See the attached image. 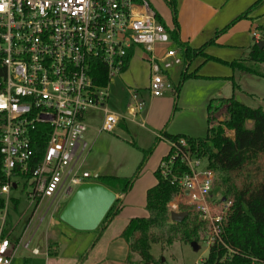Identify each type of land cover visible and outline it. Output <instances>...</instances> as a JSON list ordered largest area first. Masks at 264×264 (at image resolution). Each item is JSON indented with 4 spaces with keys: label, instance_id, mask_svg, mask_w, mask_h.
I'll list each match as a JSON object with an SVG mask.
<instances>
[{
    "label": "built area",
    "instance_id": "built-area-1",
    "mask_svg": "<svg viewBox=\"0 0 264 264\" xmlns=\"http://www.w3.org/2000/svg\"><path fill=\"white\" fill-rule=\"evenodd\" d=\"M253 37L260 39L257 33ZM136 49L149 65L151 96L172 89L169 71L183 60L147 0H0V156L6 179L0 186L5 200L0 264H11L16 249L1 234L19 181L30 185L26 197L31 203H52L60 193L71 196L74 187L95 182L83 168L91 149L84 139L86 114L102 112L98 132L115 131L121 117L107 106L110 80L122 73ZM103 73L107 82L101 85ZM135 93L131 90L127 104L131 116L142 109ZM170 143L174 154L158 166L179 187L169 211L192 210L203 224L199 239L208 249L223 243L221 226L231 201L214 189L215 172L192 157L185 138ZM175 158L188 166V173L170 171ZM30 251L38 253L37 248Z\"/></svg>",
    "mask_w": 264,
    "mask_h": 264
},
{
    "label": "trees",
    "instance_id": "trees-1",
    "mask_svg": "<svg viewBox=\"0 0 264 264\" xmlns=\"http://www.w3.org/2000/svg\"><path fill=\"white\" fill-rule=\"evenodd\" d=\"M264 0H256L250 7L241 12L223 28L215 33V38L206 42L199 48H190L182 44L178 35L176 0H166L171 8L173 28L169 29L164 24L160 15L156 13L158 22L164 25L175 47L179 48L184 68L181 72L178 84L174 88V99L182 84L191 78H198L195 71L188 72V63L197 56L204 54L205 47L213 43L222 33L226 32L236 22L249 18L251 10ZM264 40V29H262ZM207 59L222 62L230 66L232 71H238L264 78V46L258 47L254 41L245 57L223 61L213 56L205 55ZM128 60L122 73L127 69ZM232 87H237L232 77H229ZM107 82L106 74H102L98 84ZM227 103L226 117L212 124L210 112L211 100L207 105V129L204 137H191L184 134H168L164 129L159 132L151 145L146 149L139 148L136 143L130 144L141 152V159L129 177L116 175H97L95 182H99L107 188L121 194L115 198L113 204L105 214L99 226L95 229L94 243L102 233V230L119 213L122 207L123 197L130 191L134 182L138 179L145 162L158 144L160 138L170 142H177L179 138H185L193 158H198L208 168L219 176L218 187L216 182L214 189L219 188L221 195L231 201L230 212L221 226V239L223 243L215 244L208 249L206 258L200 264H264V175L252 174L257 170L256 162L264 156V110L260 107H249L235 99L233 96L222 99ZM175 110V108H174ZM226 130L233 132V137L226 134ZM44 146V142L40 147ZM175 152L171 147L162 160H168ZM2 159L0 156V186L6 183L2 172ZM170 171L176 175L189 172L188 166L178 158L169 165ZM156 184L146 191V217H134L121 232V237L127 243V264H163L162 258L155 259L151 254L154 244H166L170 246L175 241L190 244L199 242V232L203 226L196 215L187 212V216L181 222H173L169 217L167 204L179 192L177 183L171 182V175L163 176L160 169L154 172ZM246 175V176H244ZM218 191V190H216ZM13 211L17 212L20 204L18 197L10 195ZM38 204V202L36 203ZM5 206V200L0 195V211ZM6 213L1 237H9L13 230V220ZM20 237L15 239L18 242ZM91 243V244H92ZM55 246V248H54ZM58 243L47 240V253L57 255ZM229 249L233 253L229 254ZM23 264H29L24 259Z\"/></svg>",
    "mask_w": 264,
    "mask_h": 264
},
{
    "label": "crops",
    "instance_id": "crops-1",
    "mask_svg": "<svg viewBox=\"0 0 264 264\" xmlns=\"http://www.w3.org/2000/svg\"><path fill=\"white\" fill-rule=\"evenodd\" d=\"M226 6L227 3L224 0H178L177 20L180 42L190 48H198L199 46H202L203 43L213 36L215 30L219 29L220 26L228 20V18L233 16L238 11L236 7H231L228 10H225ZM161 19L164 21V24L168 26L166 23L168 21H165L166 19H164V17H161ZM259 26H262V29H264L263 24H260ZM168 27L169 29L173 28V26ZM262 32L263 31L258 34L260 37L259 40H261V35L263 34ZM224 37L225 36L221 37L218 42H225ZM245 40V45H242L239 40L232 42V45L240 48L241 51H244L243 55L246 56L249 52L250 46L254 41L257 42V40L253 36L249 40L247 35H245ZM211 49L213 48H210V46L206 48L212 56L219 57L223 60H230L233 58V56L229 55H227L229 57L219 56L220 53L211 51ZM139 53L141 54V58L138 56ZM198 64L199 63L196 62V59H193L190 63H188V72L195 69L199 77L188 79L182 85L177 97V99H179L178 104L180 107L176 106L174 111L178 108L200 110L203 112L206 120V107L208 103L211 100L215 101L218 99L229 98L231 96L236 98V96L240 93V85H238L235 81V71H232L230 68H222L220 71H210L202 68L198 71ZM183 68L184 64L182 63L181 65L172 67L169 71L168 77L171 82L172 89H167L161 96H151L148 90L150 75L149 65L144 60V52L141 49H136L128 62L127 69L123 73L127 77L131 86L134 88H130V96H132L131 90H135L136 93L134 97L142 103V109L134 116L128 114L127 105L125 110L112 111L121 117L114 132L117 131L120 134H125L124 132L128 133L132 139L131 142L136 143V145L142 149H146L150 146L154 138L159 137V132L163 129L168 134H184L191 137H204L205 135H194L191 131H185V129L175 126L174 118L176 119L178 117L180 111H178L173 118L170 117V110L175 95L174 88L178 84ZM229 77H232L233 81L237 84V87H232L231 80L227 79ZM225 81L229 82L230 85L226 86ZM226 87H229L230 91L227 93L228 96H223ZM186 90L190 93V105L182 104V95ZM108 101L109 98L107 100V106ZM94 111L100 112L98 110H90L88 113L92 116ZM88 113L86 116V122L88 124L86 138L91 145V149L86 158L93 153V159L90 158L89 163H87L86 160L85 164L87 163V165L89 164V166L93 168V174L95 176L117 174L115 171H111L113 169L105 166V161L103 159V156H106L107 154L103 155V152L104 150L107 151L111 142H107L106 144L108 138H101L98 136L99 126H97L96 121L94 123L92 119H90V121L87 120ZM100 113L102 114V112ZM129 124H134L135 127H130ZM133 149L139 153L138 156L135 157V161H133V164H137L141 159V152L134 147ZM170 149V141L161 137L148 158V161L151 159L152 161L148 165L147 170L144 171L143 167V170L141 171L138 179L134 182L130 191L123 197V203L119 213L102 230L99 238L94 243H92V241L96 236L95 230L78 231L71 228L64 222L62 223V221L58 226V229H51V225H55V223H57L51 220L50 226L47 228L48 232L46 237L55 239L60 243V246L63 244V248L61 249L59 246L57 255H49L47 253L46 243V248L42 253L38 251L37 254H33L31 251L23 247V243L27 241H21L24 235V233H22L19 241L14 242L16 243L15 246L17 248V244L22 243L21 247L26 251H29L31 255L23 256L21 264H23L24 259H28L29 264H127L126 258L128 254V246L124 239L120 236L121 232L128 223L129 219L134 217H146L148 215L145 208L146 191L156 184L157 180L154 172L158 168L162 158L167 155ZM115 165L116 167L118 166V160H116ZM113 192L115 193L116 198L121 197L120 193L115 191ZM178 211L180 210H176L174 212ZM29 239L31 238H28V242L30 241ZM84 242L90 243L88 248H85L79 257L77 252L73 254L74 251L66 253L67 248L70 249L72 247V249H78V247L81 244L83 245ZM12 261L13 257L11 264L13 263Z\"/></svg>",
    "mask_w": 264,
    "mask_h": 264
},
{
    "label": "rangeland",
    "instance_id": "rangeland-1",
    "mask_svg": "<svg viewBox=\"0 0 264 264\" xmlns=\"http://www.w3.org/2000/svg\"><path fill=\"white\" fill-rule=\"evenodd\" d=\"M147 1L150 4V6L155 10L156 13H158L162 18L164 17V19H166L165 21H168L166 22L168 26L170 27L173 26L171 8L167 5L166 0H147ZM177 1L178 0H176V9H177ZM224 1H226L227 3L225 10H228L231 7H236L238 11L233 16L228 18V20H226L220 26L219 29L223 28L233 18H235L241 12H243L248 7H250L256 0H224ZM260 24L264 25V1L251 10L249 14V18L242 19L236 22L234 25H232L230 29L220 34L213 43H209L205 47L204 54H201L195 58L196 62L199 63L198 71L199 69L202 68L208 69L210 71H220L222 68H226V67L230 68V66L225 63L207 59L205 55L207 56H212V55L210 52L206 50V48L210 46V48H213L211 49V51L220 53L219 56L222 57L233 56V58H231L230 60H223L219 57L213 56L226 62H230L232 60L242 58L245 56L243 55L244 51H241L240 48H237L234 45H232V42L239 40L242 45H245L246 44L245 35H247L248 39L250 40V38H252L253 36V33L259 34V32L262 31V26H259ZM217 30H215L213 36L206 42L215 38V33ZM223 36H225L224 37L225 42H218V40ZM261 40H263V35H261ZM138 56L141 58L140 53ZM192 71H195V69ZM235 74H236L235 81L237 82L238 85H240V93L236 96L235 99H237L238 101L244 103L249 107H253V108L260 107L264 110V78L258 77L256 75L243 73V72H236V71ZM225 84L226 86L230 85V83L226 81ZM130 88L134 89L131 86L130 82L128 81L127 77L124 75V73L112 77L109 84V101H108V107L111 111L125 110L126 105L132 101V96H130L129 94ZM228 91H230V88L226 87L223 96H228L227 94ZM178 100L179 99L177 100L174 99L170 110L171 118H173L174 115L178 111H180L178 117L176 119L174 118L175 126L181 129H185V131H191L194 135H199V136L206 135V129L208 124L206 123L203 112L200 110H192L188 108H183V109L178 108L176 111H174V108L176 106L180 107L178 104ZM190 103H191L190 93L186 90L182 95V104L190 105ZM226 108H227V103L222 101V99L215 100L211 103L210 112L212 113V118H213V120L211 121L212 124H216L218 120H221L224 117H226ZM90 119H92L94 123L96 121L97 126H100L103 120V115L100 112L94 111L92 113V116L90 113H88L87 120L90 121ZM129 126L135 127L134 124H129ZM100 133H98V136H100L101 138L103 137L108 138L106 144L107 142H111L109 148H107V151L104 150L103 152L104 153L103 155H105L106 153L108 154V157L107 154L106 156H103V159L105 161V166L110 167V169H113L111 171H115V173H117L114 175H118L120 177H129L134 171L136 165L138 164L137 163L138 161L136 162L137 164H133V161H135V157H137L139 154L138 151L133 149V147L129 143L132 141L130 135L126 132H124L125 134H120L117 131L112 133H107V132H100ZM226 134L230 137H233V132L231 130H226ZM84 139L88 141L86 138V134ZM90 158L93 159V153L89 155L88 158H86L87 163L90 162ZM116 160H118L117 167L115 165ZM148 160L145 162L144 171L147 170L148 165L152 161V159L150 161ZM87 163L84 164L83 168L94 173L93 168H91L89 164L87 165ZM256 166H257V170H255L252 174L264 175V156H262L256 162ZM218 182H219V176L218 177L216 176V187H218L217 185ZM19 185L20 186L17 189H12L13 191L11 193L12 196L18 197L21 201L17 207V212L13 211L11 202H9L7 206V214L12 217L11 220H13V225H14L13 230L11 231V234L9 236L10 240L15 242V239L17 237H20L22 233H24L21 241H28V238H31L29 239L30 241L28 243V250L30 251L33 247H35L41 253L45 250L48 239L52 242L58 243V245L60 246V243L55 239L46 237V234L48 232L47 228L50 226L51 220H53L57 223H55V225H51V229L52 228L58 229V226L61 224V220L59 219V213L62 210L63 206L68 201L70 196L65 197L60 193L52 203L48 202L47 199H43L38 204H36V202L31 203L30 200L26 197V193L29 190L30 185L24 180L19 181ZM76 188L77 187H74V190ZM216 190H218L219 194H221L219 188H216ZM180 211H187L191 215H196L192 210L186 207L181 208ZM89 243L84 242L83 245L81 244L78 247V249H72V247L70 249L67 248L66 253L67 252L71 253L74 251L73 254L77 252L79 254L78 255L79 257L81 255V252L85 248L86 249L88 248ZM17 245L18 246L13 255L12 264H21L23 256L31 255L29 251H26L21 247L22 243ZM198 245H199V249L195 251L193 250L190 244L183 243L180 241H175L170 246H167L166 244L158 243L152 245L151 254L154 256L155 259L162 258L164 260L163 264H200L202 259L206 258L208 254V247L203 242H201V240H199ZM56 249H58L59 251L58 247Z\"/></svg>",
    "mask_w": 264,
    "mask_h": 264
},
{
    "label": "water",
    "instance_id": "water-1",
    "mask_svg": "<svg viewBox=\"0 0 264 264\" xmlns=\"http://www.w3.org/2000/svg\"><path fill=\"white\" fill-rule=\"evenodd\" d=\"M257 45L263 47L264 40H259ZM115 198V193L99 182L83 183L71 194L59 213V219L75 230L93 231L99 226ZM187 214L186 211H170L169 217L173 222H181ZM190 245L195 251L199 249L196 242H191ZM60 248H63V244Z\"/></svg>",
    "mask_w": 264,
    "mask_h": 264
}]
</instances>
